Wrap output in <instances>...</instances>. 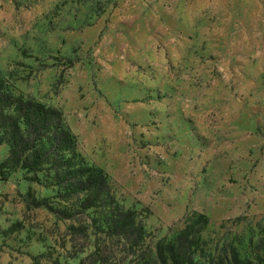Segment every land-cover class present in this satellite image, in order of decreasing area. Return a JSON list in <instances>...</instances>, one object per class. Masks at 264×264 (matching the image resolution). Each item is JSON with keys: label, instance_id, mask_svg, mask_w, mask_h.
Listing matches in <instances>:
<instances>
[{"label": "rangeland", "instance_id": "rangeland-1", "mask_svg": "<svg viewBox=\"0 0 264 264\" xmlns=\"http://www.w3.org/2000/svg\"><path fill=\"white\" fill-rule=\"evenodd\" d=\"M0 70L63 113L155 239L201 213L206 257L219 245L264 260V0H0ZM52 178L12 162L0 130V264L127 263L94 229L69 231L110 202L73 222L27 206L77 212Z\"/></svg>", "mask_w": 264, "mask_h": 264}, {"label": "trees", "instance_id": "trees-1", "mask_svg": "<svg viewBox=\"0 0 264 264\" xmlns=\"http://www.w3.org/2000/svg\"><path fill=\"white\" fill-rule=\"evenodd\" d=\"M104 12L102 9L99 15ZM0 130L10 146L12 162L20 165L28 175L48 172L59 188L61 199L67 200L73 195L80 197L75 206L77 212L67 206L56 210L31 201L30 197L26 200L27 206L46 208L58 220L73 222L76 215L95 212L105 203L115 205L109 207L99 225L75 227L72 224L69 231L85 238L89 229H94L110 243L117 242L125 248L122 253L130 258L127 263L118 264H264L260 257H242L236 248L219 245L206 257L204 232L210 221L201 213L188 214L174 226L169 237L155 239L146 231L135 210L116 205L109 175L101 167L89 165L77 153L78 139L63 113L25 98L2 77L1 70Z\"/></svg>", "mask_w": 264, "mask_h": 264}, {"label": "crops", "instance_id": "crops-1", "mask_svg": "<svg viewBox=\"0 0 264 264\" xmlns=\"http://www.w3.org/2000/svg\"><path fill=\"white\" fill-rule=\"evenodd\" d=\"M243 125H246V124H245V123H243V122H242V123H238V128H241V127H243V128H244L245 126H243Z\"/></svg>", "mask_w": 264, "mask_h": 264}]
</instances>
